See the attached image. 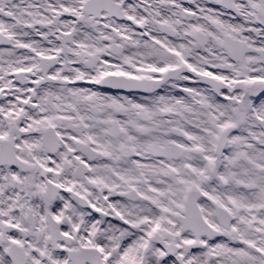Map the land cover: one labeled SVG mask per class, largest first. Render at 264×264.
<instances>
[{
	"label": "flooded vegetation",
	"instance_id": "1",
	"mask_svg": "<svg viewBox=\"0 0 264 264\" xmlns=\"http://www.w3.org/2000/svg\"><path fill=\"white\" fill-rule=\"evenodd\" d=\"M219 2L0 0V264H113V226L128 211L140 216L146 207L182 206L193 192L204 199L207 165L192 163L174 142L186 146L187 133L172 128L166 138L173 141L164 143L142 135L128 114L136 113V126L149 116L128 100L181 77L212 91L204 83L216 71L205 35L209 18L229 28L222 42L238 40L230 30L240 28L251 35L244 42L252 50V22L239 23L233 0L229 11ZM155 53L171 65L149 62ZM176 69L157 93L130 86ZM114 96L123 104H112ZM172 145L181 148L178 157L155 156V146ZM246 155L252 171L229 179L252 191V224L232 214L227 227L216 221L218 240L264 264L263 133ZM119 163L128 172L113 173Z\"/></svg>",
	"mask_w": 264,
	"mask_h": 264
},
{
	"label": "rangeland",
	"instance_id": "2",
	"mask_svg": "<svg viewBox=\"0 0 264 264\" xmlns=\"http://www.w3.org/2000/svg\"><path fill=\"white\" fill-rule=\"evenodd\" d=\"M251 6L254 23L252 25V38L257 41L261 39L259 42L260 48L252 46L254 49L252 56L247 57L237 65L230 64L227 60L214 55L216 57L214 61H217L215 65L218 68L228 67L225 76L229 78L226 77L227 80L221 79L224 82V87L220 95L212 93L207 87L199 86L197 80L181 77L176 81L165 84L157 94L130 96L128 104L137 105L139 111H143L149 116V122L136 126L133 119L136 113H129L128 121L130 126L135 128L137 132L151 138L157 137L159 143H164V139L170 137L172 128L188 132V145L182 146L180 144L184 151L190 155L188 160L190 158L195 160L198 166L206 164L209 170L207 189L209 194L205 197L206 214L213 219V213H210L213 200L214 202L218 201V204L230 205L227 201L229 196L234 200H239H237L239 208L233 210L234 216L240 218L242 223L251 222L252 224V198L249 202L248 195H245V199L232 195L235 190L231 189L228 180L229 176L233 175L232 165L239 166L243 164L245 160L243 154L252 151L251 140H254V135L258 136L260 133H264V111L262 110V107H264V17L261 14L263 6L254 3ZM245 15L246 13L242 11V14L238 16V20ZM209 23L208 31L216 34L215 38L209 36V52L211 54L220 50L222 37L229 33V28L222 26L211 18H209ZM145 44L147 45L148 41H145ZM148 61L152 63L156 61L159 65L169 63L166 57H161L157 53ZM177 97L178 99H176ZM180 100L184 103H181ZM112 104H123V98L121 97L120 101L117 96H114ZM254 104H257L258 113L262 115L261 117L255 114ZM187 106L188 109L185 108ZM232 126L235 127V130L231 132L232 144L229 143L228 148H225L221 156H216L214 152L215 142L220 132ZM252 127H257L260 132L254 131L255 129ZM195 134H198L199 137H194ZM240 143H242V147ZM108 147L112 148L113 145ZM198 151L200 154H196ZM109 156L110 154L108 158H110ZM185 159L186 157L183 161ZM249 160L251 159L249 158ZM247 163L250 164L249 161ZM105 164L114 166L117 161L105 162ZM250 166L249 168L252 171V165L250 164ZM136 171H138V168ZM250 182L252 183V180ZM236 189L241 191L238 186H236ZM241 192L242 194H248L245 191ZM240 202H244V205L241 206L243 203ZM129 208L134 209L133 206ZM249 208L251 212H249ZM146 209H143L142 212ZM183 210V206L179 207L178 210L177 205L174 203H171L165 209L155 207L146 210L145 212H154L155 215L153 214L150 218H155V222L156 218L160 216L161 227L156 226L150 231L147 230L148 233L135 228L134 236H138L136 239L139 241V244L136 243L135 246V258L130 263L123 264H229V261L225 260L228 257L233 264H252V252L238 251L237 255L232 256L231 253L237 251V249L232 251L228 246L220 245L219 241L209 244L207 241L194 238L190 232H179L174 216L176 218L182 216ZM127 214L128 219H131L132 222L139 215V213L137 215L133 214L132 211H128ZM164 224L165 226H163ZM124 234L133 237L132 233L127 230L117 225L114 227L112 247L115 252L113 256L111 255L113 264H121L118 257L125 250L123 241L128 238ZM143 235L147 237L144 238ZM162 239L164 243L177 245L180 249L179 254L175 257L166 255L162 249ZM218 245L223 253L222 258L214 253L217 250L219 254ZM246 246L244 245V247ZM195 257L198 259L197 263L194 261Z\"/></svg>",
	"mask_w": 264,
	"mask_h": 264
},
{
	"label": "bare ground",
	"instance_id": "3",
	"mask_svg": "<svg viewBox=\"0 0 264 264\" xmlns=\"http://www.w3.org/2000/svg\"><path fill=\"white\" fill-rule=\"evenodd\" d=\"M234 3L235 4H239L240 6H241V8H243V9H245V8H250V6H251V1L250 0H235L234 1ZM252 3H255V4H259V5H261V4H263L264 5V0H252ZM250 5V6H249ZM253 21V20H252ZM251 20H245V19H242L239 23L241 24V25H245L247 22H252ZM230 31H232L231 33H233V34H235V35H238V40H235L234 38H232V36L231 37H229L228 39H229V41L227 42V44H236L237 42H240V41H245V40H249L250 39V37H251V35H247V34H245L240 28L239 29H235V28H231V30ZM241 34V36H239ZM205 35L206 36H211V37H216L215 35V33H213V32H210V31H206L205 32ZM253 40H254V38H252V44H253ZM257 44H253V45H255V47L256 48H260V43L257 41L256 42ZM212 71H213V73H214V77L215 78H223V75L221 74V73H219V71H218V69H216V71H214L213 69H211ZM176 99H178V97L176 98ZM181 101V100H180ZM181 103H184L183 101H181ZM186 109H188V106L187 107H185ZM253 109H254V111H255V114L257 115V116H259V117H261L262 115L261 114H259L258 113V107H257V104H254V107H253ZM260 110V109H259ZM262 110L264 111V107H262ZM261 111V110H260ZM194 137H199V135L198 134H195V135H193ZM165 141H167V142H171V141H173V139H171V138H166V140ZM230 141H231V143H232V138H231V136H230ZM252 141V140H251ZM174 142H176L177 143V145L179 146L180 144H182V145H184V143L186 142V141H178V140H176V141H174ZM248 143H250V142H248ZM202 144V143H201ZM242 143H240V145H241ZM241 147H242V145H241ZM187 156H190V155H187ZM249 158L251 159V160H249ZM187 159V158H186ZM244 161H243V164H241V165H233L232 166V169H231V171H232V174L233 175H240L241 173V171H247V169H249L248 167H251L250 166V164L251 165H253L254 164V162L252 163L251 161H252V156L251 157H248L247 155L246 156H244ZM192 161V163H194V164H197V162L195 161V160H191ZM250 162V164H248L247 162ZM255 162H257V161H255ZM120 164V163H119ZM127 164L129 165V167H131V163L128 161L127 162ZM118 166V168H111V171L113 172V173H115V174H118V172L120 173V171L121 172H123V173H126V172H128V171H126L125 169H127V168H124L125 166H124V164H120V165H117ZM141 169H143V170H145V171H149V172H152L153 170L152 169H150V167L148 166V165H144V164H142L141 166H139ZM132 168V167H131ZM196 168H199L198 166H196ZM117 170H118V172H117ZM132 172V171H131ZM162 181V180H161ZM236 186H239V184L236 182V180H232L231 181V185H230V187H231V189L232 190H235V191H233L232 192V195H235L236 197H243L242 199H245V195H248L247 196V198H248V200H249V202L251 201V198H252V193H248V194H242V192L241 191H239L238 189H236ZM160 188H161V190H164L165 189V185H160ZM240 192V193H239ZM235 197V198H236ZM256 199H257V195H256V197H255ZM237 199V198H236ZM238 200V199H237ZM239 201V200H238ZM246 201V200H245ZM244 201V202H245ZM244 202H240V203H243L241 206H243L244 205ZM147 208V207H146ZM149 208H147L146 210H148ZM145 210V211H146ZM145 211H143L142 213H141V215L139 216V215H137V219L135 218L134 220H133V222L131 221V220H127L126 221V228H125V230H127L128 232H130V233H132V231H131V228H132V226H133V224L135 223V224H138V225H145V227H151V228H153V221L150 219V217H152V215L154 214V212L153 211H150V212H145ZM208 213H209V209H208ZM210 213H213V216H214V213H215V211H214V209L212 208L211 210H210ZM205 217L207 218L208 217V214H205ZM151 220V221H150ZM147 223H149V224H147ZM112 231H114V226H113V230ZM140 231H142V229H140ZM143 231H147V230H144L143 229ZM125 235V234H124ZM132 235H133V233H132ZM126 237H128V238H126L125 239V241H123V244H125V250H124V252L122 251L121 252V254H120V256L118 257V259H122L121 261L119 260V262L121 263V264H123V263H130V261L131 260H133L134 258H135V254H136V243L137 244H139V241L136 239L138 236H134L133 235V237L132 236H128V234H126L125 235ZM218 247H219V249H220V246L218 245ZM216 255H219L221 258H222V252H221V249H220V252H219V254H218V251L216 250L215 252H214ZM210 255H211V253H209ZM232 254V256L233 255H237V253L235 252V253H231ZM225 260H227V261H229V264L231 263V264H233L232 263V261H230L229 260V257H228V259H225ZM194 261H196V263L198 262V259L195 257L194 258ZM233 261H235V260H233ZM218 263V262H217Z\"/></svg>",
	"mask_w": 264,
	"mask_h": 264
}]
</instances>
